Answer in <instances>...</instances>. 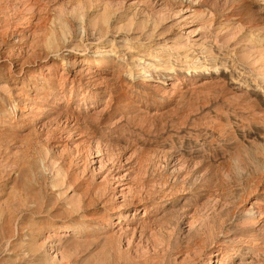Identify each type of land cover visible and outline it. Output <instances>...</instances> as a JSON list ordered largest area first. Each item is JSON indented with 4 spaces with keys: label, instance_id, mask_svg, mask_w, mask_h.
<instances>
[{
    "label": "rangeland",
    "instance_id": "rangeland-1",
    "mask_svg": "<svg viewBox=\"0 0 264 264\" xmlns=\"http://www.w3.org/2000/svg\"><path fill=\"white\" fill-rule=\"evenodd\" d=\"M48 263L264 264V0H0V264Z\"/></svg>",
    "mask_w": 264,
    "mask_h": 264
},
{
    "label": "bare ground",
    "instance_id": "bare-ground-1",
    "mask_svg": "<svg viewBox=\"0 0 264 264\" xmlns=\"http://www.w3.org/2000/svg\"><path fill=\"white\" fill-rule=\"evenodd\" d=\"M78 14V18L81 20V25H82V27L85 29V30H87L86 28H85V26H86V21H85V15L83 14V13H77ZM70 22V21H69ZM54 24V23H53ZM68 24V23H67ZM70 24V23H69ZM95 25V24H94ZM68 27H69V25L67 26V25H65V26H62L61 27V34H63V37L64 38H67V34H68ZM101 28V29H100ZM100 28H98V29H100V30H102L103 28L102 27H100ZM96 29H97V27H96ZM100 30H98L97 32H99ZM104 30V29H103ZM102 30V31H103ZM55 31V30H54ZM56 32V31H55ZM101 34H103V32H101ZM100 34V35H101ZM56 36H58V35H55L54 34V32L52 31V36L51 37H48V38H50L49 39V41L47 42V44H49L50 43V45H49V47L51 48V50L53 49L51 46H53L54 44H55V41H56ZM60 38V37H59ZM59 38H57V39H59ZM46 44V45H47ZM40 45V44H39ZM39 47V46H38ZM47 47H48V45H47ZM54 48H55V46H53ZM49 48V49H50ZM58 49H59V47H58ZM55 50V49H54ZM106 52H109V51H106ZM103 55V57H101L100 59H97V65L98 66H101V65H104L105 64V62H107V57H106V54H102ZM75 60V59H74ZM77 60V59H76ZM136 60V59H135ZM134 60V61H135ZM137 61H140V59L139 60H137ZM78 62H80V61H78ZM77 62V63H78ZM134 66H138V65H134ZM147 66H149V67H151V66H153V64H150V63H148V65ZM132 68V67H131ZM133 69V68H132ZM81 70V69H80ZM146 69H144L143 68V75L144 76H147V71H145ZM77 71V70H76ZM131 73H132V71H131ZM139 73V72H138ZM130 74V73H129ZM131 76V75H130ZM36 255V254H35ZM34 256V255H33ZM46 263V262H45ZM49 264V263H48Z\"/></svg>",
    "mask_w": 264,
    "mask_h": 264
}]
</instances>
